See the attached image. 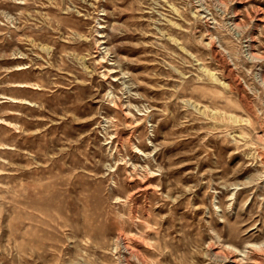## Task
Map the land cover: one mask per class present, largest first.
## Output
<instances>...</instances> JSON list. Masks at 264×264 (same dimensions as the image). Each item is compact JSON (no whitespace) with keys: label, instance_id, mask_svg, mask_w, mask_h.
Returning a JSON list of instances; mask_svg holds the SVG:
<instances>
[{"label":"rangeland","instance_id":"374dc122","mask_svg":"<svg viewBox=\"0 0 264 264\" xmlns=\"http://www.w3.org/2000/svg\"><path fill=\"white\" fill-rule=\"evenodd\" d=\"M0 264H264V0H0Z\"/></svg>","mask_w":264,"mask_h":264}]
</instances>
